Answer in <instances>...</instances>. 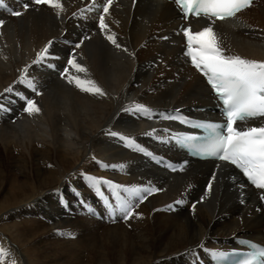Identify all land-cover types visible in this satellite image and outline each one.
I'll list each match as a JSON object with an SVG mask.
<instances>
[{
  "label": "bare ground",
  "instance_id": "6f19581e",
  "mask_svg": "<svg viewBox=\"0 0 264 264\" xmlns=\"http://www.w3.org/2000/svg\"><path fill=\"white\" fill-rule=\"evenodd\" d=\"M63 2L59 17L46 5L21 9L19 17L0 13V93L13 86L41 109L28 115L14 94L0 97L11 109L0 113V246L11 253L0 264H194L210 249L233 245L236 236L261 239L264 206L230 165L196 161L184 173H168L151 165L144 151L109 135L120 133L159 152L170 127L159 119L163 110L204 115L210 110L198 108L213 105L209 87L182 54L180 14L172 1H115L106 23L121 48L92 17L79 16L92 0ZM192 24L199 31L208 21L200 17ZM214 27L228 53L264 61V0ZM66 38L84 41L75 53L88 72L70 69L72 74L95 80L106 95L84 93L60 76L73 51ZM49 41L60 57L49 61L56 70L32 65ZM28 65L38 96L14 83ZM135 104L151 112L123 111ZM84 174L160 191L139 203L131 218L116 222ZM104 191L115 204L106 186Z\"/></svg>",
  "mask_w": 264,
  "mask_h": 264
},
{
  "label": "snow or ice",
  "instance_id": "6c2138e0",
  "mask_svg": "<svg viewBox=\"0 0 264 264\" xmlns=\"http://www.w3.org/2000/svg\"><path fill=\"white\" fill-rule=\"evenodd\" d=\"M113 3L114 0H92L87 9L79 10V16L86 19L87 12L96 11L99 30L112 45L121 48L122 46L117 42L116 33H109V24L106 23V16L110 15V8ZM172 3L176 6L182 20L187 21L189 18L203 17L208 21V25L199 31H193L191 25L181 24L179 34L185 38V58L206 78V82L217 98L221 107V114L224 117L222 123H206L194 122L187 117L169 116L167 118H180L181 123L193 124L195 127L205 129L210 142L198 147L192 143L198 139L196 136L181 135L174 137V139L177 143L189 145L207 156L228 162L235 166L256 189L264 190V123L260 126L244 128L237 126L239 123H247L249 120L264 119V61L247 59L238 54L228 53L221 46L220 38L214 27L217 20L223 21L234 18L238 13L251 7L253 0H172ZM32 5H46L53 9L58 17L66 11L63 0H30V2H23L20 7L27 11ZM0 8L9 11L12 16L19 17L23 14L20 10L9 8L5 0H0ZM72 15L75 17L77 13ZM4 23V20H0V27ZM88 38L87 36L84 37V39ZM83 42L81 40L73 46V51L70 53L66 65L60 71V76L68 84L74 85L84 93L104 96L106 93L95 80L82 78L78 74L73 75L70 71L72 69L75 73L88 72L87 67L78 62L75 53V49L80 48ZM52 45L53 41H49L37 53L32 65H43L56 70V65L49 63V61L58 60L60 57L50 51ZM123 51L128 50L124 48ZM30 67L31 65L25 66L21 76L14 83L38 96L41 94L38 91L39 85L37 80L29 75ZM4 93L14 94L18 97L24 104V113L35 115L41 112L35 99L29 98L22 91H17L13 86L4 89ZM4 93H0V97H3ZM9 111L11 109L0 102V113ZM123 111L148 115L151 109L146 105L135 104L133 108H125ZM109 135L118 137L129 148L145 151L133 138L117 132H110ZM100 163L105 168L117 167L116 165ZM84 179L89 188L106 202L109 215L120 214L125 220L134 215L135 208L139 206V203L146 200L149 195L160 191L155 187L116 184L111 180L91 174H84ZM105 186L111 197L114 198L115 204L105 193ZM208 188L211 189V183H209ZM260 198L264 199V195H261ZM177 203H183V201H177ZM168 207L171 208V206ZM90 211L94 210L90 209ZM67 235L72 234L67 233ZM9 255H11L10 251L0 246V258ZM213 255L223 256L226 254L215 252ZM12 264H15L14 260ZM238 264H264V247H258L257 251L251 253L249 258L239 261Z\"/></svg>",
  "mask_w": 264,
  "mask_h": 264
},
{
  "label": "rangeland",
  "instance_id": "374dc122",
  "mask_svg": "<svg viewBox=\"0 0 264 264\" xmlns=\"http://www.w3.org/2000/svg\"><path fill=\"white\" fill-rule=\"evenodd\" d=\"M61 201H64V202H66V203H67V201H66L64 198H62V199L59 200V204L64 208V206L61 204ZM71 214H72V212H71ZM70 218L72 219L71 216H70ZM56 220H57V219H56ZM59 221L62 222V218H61V217H60Z\"/></svg>",
  "mask_w": 264,
  "mask_h": 264
}]
</instances>
